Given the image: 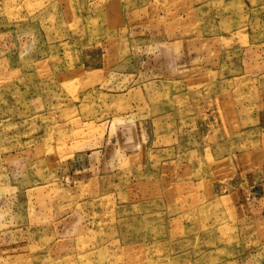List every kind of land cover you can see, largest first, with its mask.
Here are the masks:
<instances>
[{"label": "rangeland", "instance_id": "obj_1", "mask_svg": "<svg viewBox=\"0 0 264 264\" xmlns=\"http://www.w3.org/2000/svg\"><path fill=\"white\" fill-rule=\"evenodd\" d=\"M263 167L264 0H0V264H264Z\"/></svg>", "mask_w": 264, "mask_h": 264}, {"label": "crops", "instance_id": "obj_2", "mask_svg": "<svg viewBox=\"0 0 264 264\" xmlns=\"http://www.w3.org/2000/svg\"><path fill=\"white\" fill-rule=\"evenodd\" d=\"M110 54H112V52H107L106 50V55L108 57V60H107L108 63L110 62V59H109ZM229 156L230 154L225 156L226 160L228 158L237 156V154L231 155L230 157ZM256 177H258V179L251 180L248 178V175H247V180L249 184L238 185L235 183L236 185L235 184L232 185L226 192V195L229 197L230 201H232V203L234 202L235 205H241L242 203H245L247 201L246 200L247 197H249L250 194H252V198L253 197L255 198V196H257L258 201L262 202V204L264 205V167L262 168L261 173H259ZM261 213L264 216V208Z\"/></svg>", "mask_w": 264, "mask_h": 264}]
</instances>
